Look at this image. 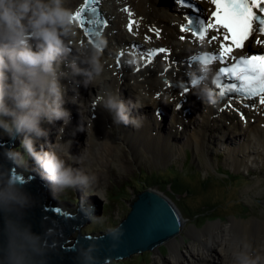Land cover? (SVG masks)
I'll use <instances>...</instances> for the list:
<instances>
[{
    "label": "clouds",
    "instance_id": "obj_1",
    "mask_svg": "<svg viewBox=\"0 0 264 264\" xmlns=\"http://www.w3.org/2000/svg\"><path fill=\"white\" fill-rule=\"evenodd\" d=\"M74 12L69 6V0H0V142H9L16 133L11 145L3 149L4 160L0 161V264H48L49 253L53 249L55 227L46 226L43 231L37 232L27 220V210L36 203V199L25 188L21 178L30 171L31 157L37 165L34 168L52 183V187L55 185L61 189L79 188V191L85 194V199L81 205L77 198L75 204L81 206V213L86 217L89 210L93 215L95 214L93 197H88L86 201L88 189L95 177L69 162L73 157H76L77 163L80 159V154L71 152L75 151L76 137L69 136L68 140L63 137V133H66L65 125L72 127L77 124L72 134L67 132L70 135H76V131H87V129L81 127V116L78 123V119L71 116L70 110L64 106L66 101H70L66 95L70 90H66L62 79L69 74L61 67V62L70 61L67 64L71 68L69 72H72V76L82 74L83 85L94 86L104 73L102 48L105 40L97 34L93 44L81 45L78 42V23L73 17ZM193 57L195 67L189 75L190 81H195L194 92L202 103L215 104L218 96L212 84L218 79V73L213 70V61L209 52L200 51ZM147 97L146 92H138L130 107L129 100L124 99L118 90H107L100 98V105L110 114L112 123L139 128L143 121L140 117L132 115V107L137 109L144 107L143 100ZM73 100L75 101L76 97H73ZM44 120L48 121L44 125L48 124L49 128L56 122L57 128L59 127L56 137L48 136L53 130L50 128L48 132V129L42 126ZM42 137L55 141H48L46 147ZM39 141L42 142L37 148L36 143ZM17 145L23 153L17 149ZM5 161L11 162V167ZM93 170L96 171L94 165ZM143 170L145 169L139 170L140 177L143 176L141 175ZM150 176L159 179L161 175L150 174ZM122 186L127 188L130 185L114 186L110 191L106 185V195L104 193L101 196L104 198H99L102 201H98L123 202L130 195L128 189L124 195L111 196V191ZM149 187L163 191L165 194L166 191L173 193L175 199L167 195L178 206L179 204L182 206L183 192L177 193L172 189L171 183L167 185L168 189L161 188L160 185L144 188L137 186L138 190L135 188L138 193ZM54 196L66 200L56 195V189ZM239 204L245 205L241 200ZM180 209L184 222L182 213L184 214L183 209L184 211L186 209L184 207ZM129 210L130 206L124 217ZM185 214L187 215L185 217L191 216L187 212ZM89 220L92 228L87 230L88 233L94 232L100 235L105 231V228L97 227L96 216L90 217ZM119 221L112 224L114 227L107 228L113 245L119 241L122 234V229L117 226ZM75 242L74 238L69 244ZM98 247L95 243L81 245L77 249L79 264H99ZM251 249L252 245L245 239L234 241L231 264H264V252H253ZM160 254L164 256L165 252L163 254L162 251ZM137 258L121 259L117 264H125L127 261L136 262ZM142 258V261L149 263L152 254L150 259Z\"/></svg>",
    "mask_w": 264,
    "mask_h": 264
},
{
    "label": "bare ground",
    "instance_id": "obj_2",
    "mask_svg": "<svg viewBox=\"0 0 264 264\" xmlns=\"http://www.w3.org/2000/svg\"><path fill=\"white\" fill-rule=\"evenodd\" d=\"M82 1L83 0H69V6L74 9ZM127 2L131 3L133 8L137 10V13L135 14L134 12L133 16L135 20L139 22V25L143 24L146 27V24L151 22L157 23L163 27V37L161 39H153L150 43H147L143 41V35L141 32L138 37H132L126 32L124 24L127 16L121 7ZM97 5H101L103 8L102 11L105 13L110 27H106L105 33H100V25L87 26L94 27L105 40V45L102 49V60L105 62L104 73L94 86L90 85L89 87L83 85V79L74 81L73 77L71 81V77L68 75L62 79V83L66 86V90H70L66 95L71 101H66L64 106L70 110L71 116L78 119V123H80L81 116V127L87 129V131H76V135H70L76 128V124L72 127L65 126V131L70 132V137H78L81 133L84 135V138L88 137L84 141L81 140V144L77 143L75 151H71L73 154H80L78 163L76 162V157H73L69 162L74 163L73 165L75 167H79L95 177L91 187H89L90 191L95 192L98 198L103 199L104 197L101 198V196H103L104 193L106 195V186L104 183H100V179L97 178V172L93 170L92 162L86 158L84 152L88 150L94 155L101 156H103V154H111L113 163L124 164L127 160L126 152H118L117 142L115 143L113 140H106L104 141V146L101 147L99 145L100 135L102 133L105 135H117V138L125 149H130L131 152L142 150L141 146L145 145L154 153V156L149 158L152 160L155 156H158L155 154L156 151H161L163 154L167 155L174 150L185 151L186 147H191L197 154H200L203 151L209 152L211 146L210 144L208 145V142L211 141V131L215 129H225L223 123H226L227 120H229L235 124L234 127L238 132L237 135H247L248 133L244 142L234 146H232L234 144L232 142L227 143L229 137L224 138V142L227 143L226 146L228 147L227 151L229 155L233 157V163L236 166L241 164L240 161L234 157L238 152H256L264 157L263 108L258 114H255L256 112H250V118L251 116L255 117L250 119V121L248 120L247 123H244L241 116L233 111L230 106L226 105L225 102H216L215 104L205 105V112H202L200 118L197 119L194 115V110L198 111V105L201 99L195 94V89H192L190 93L185 94L183 97L179 96L180 93L177 87L173 86L164 89V83L162 82L163 74L172 78L176 75L177 78L175 81H184L183 77H185L186 73L195 67L191 68L187 63L183 64L182 61L184 60V57L190 54L192 55L193 53H198L196 51H201L206 48V46H204L205 42L200 43L197 40L183 41L178 37L179 22H187L181 21V14L182 12L189 11V7H179L178 0H99ZM195 21L197 22L195 27H198L199 19H195ZM140 28L142 29V26H140ZM77 29L78 42H80V38L83 39L81 45L93 44L92 42L87 41L81 29L78 27ZM111 29H114V31H111ZM93 36L96 40L95 31L93 32ZM137 42L141 43V46L144 49L149 45L164 44L170 47L173 51L172 53L171 51L168 53L170 55L168 60H163L165 54H159L156 60L150 65L145 66L142 61H139L136 65H130L128 59L132 58L133 52L135 51L132 45H137ZM211 44H214V42ZM208 45L210 44L208 43ZM120 49H123V51ZM118 52H123L124 54L123 68L114 64V58ZM65 59L68 60V58ZM176 59L178 60L177 64H173L172 68L165 70V67L171 63L172 60ZM68 65L69 64H66L65 67L69 68ZM137 68H139V70H137ZM213 70L215 71V69ZM69 80L71 81L70 84ZM68 85L72 88H69ZM107 90H118L124 99L130 96L132 101L136 99L138 92H146L148 94L147 99L143 100L145 106L134 110L136 116L140 117L143 121L141 127L135 129L131 125L125 126L123 124L116 125L112 123L110 114L100 105V98ZM157 92H160L159 97L156 96ZM71 93H74V96L76 97L75 101L73 100V94ZM171 97L173 98L172 100ZM185 97H187V100L183 101V107L180 109L176 108V103ZM171 105L173 112L170 124L166 125L165 117L162 121H159L160 123L157 122L156 120L159 116L157 115L156 108H161L159 106H162L164 109H169ZM129 106L131 107V103H129ZM188 106L191 108V111L189 110L185 112L184 108ZM151 109L152 112H150ZM153 118H156V120ZM193 119L198 120L197 129L186 133L188 127L186 122ZM46 122L48 123L47 120L42 121V126L48 129V126L46 127V125H44ZM110 122L113 124L114 129L108 128L107 124ZM181 124L185 125L184 128L182 127L183 129H180ZM155 125H158V127ZM58 128L56 122L55 125L51 127L56 133ZM153 130H158L157 136H155ZM207 130H209L210 137L207 136ZM225 133L226 131L224 130L223 135ZM181 139H184V141L181 143L178 142V140ZM217 145L218 144L215 143V146ZM260 147H262V149H260ZM17 149L23 153L18 145ZM145 152L147 153V151ZM65 158L67 159V157ZM245 164L246 163H244V165ZM253 172L255 173V171ZM142 181L149 184H155L150 183V181L145 178ZM258 186L259 185L253 186L252 191L257 196L264 197V187L260 188ZM190 192L191 190L188 191L187 196L190 195ZM194 195L196 194L194 193ZM257 196L253 198L252 207L251 204L244 203L250 208L251 218H245L244 220L237 219V221H234L232 218V223L229 226L230 230L221 229L219 220L208 221L204 227H200L198 224H196L198 227L192 225L191 228L186 231L187 234L194 230L200 235L201 241L209 245L206 247V250L196 251L194 249L192 250L193 253L190 251L189 260L195 261L196 264H231L232 251L229 247L224 246V242L228 239L230 231L233 232L234 229L240 230L242 237L250 242L252 245L251 250L253 252H264V200L259 199ZM101 212L102 210H100L99 213L96 212V225L98 228H106L108 224L104 221ZM180 221L182 223L181 225H183L182 218ZM202 225L203 224H201V226ZM178 235L180 239L173 238L168 242L171 250L176 248L175 253L181 251L180 246L186 239L185 234H183L182 231L178 232ZM159 247L161 248V244ZM156 252L159 253L158 250ZM165 263L167 262L165 261ZM186 264L190 263L187 262Z\"/></svg>",
    "mask_w": 264,
    "mask_h": 264
},
{
    "label": "rangeland",
    "instance_id": "obj_3",
    "mask_svg": "<svg viewBox=\"0 0 264 264\" xmlns=\"http://www.w3.org/2000/svg\"><path fill=\"white\" fill-rule=\"evenodd\" d=\"M200 2L201 4H205L202 5L203 7H206L207 3L205 1ZM112 30L114 31V29H111V31ZM63 60L65 59L63 58ZM67 63L61 62V65H66ZM78 79H83L82 74H74L73 80L77 81ZM74 93H71L73 94V97H75ZM125 99L129 100V103L132 104V98L130 96L126 97ZM205 105L206 104H203L202 101H199L198 111L194 110V115L197 119L200 118V114L202 112H205ZM134 110L135 109H133L132 107V115L136 116ZM189 110L191 111V108H189ZM165 111L167 114V116L165 117V123L166 125H169L173 112L172 105L169 109H165ZM150 112H152V109ZM252 118L254 117L251 116L250 118V115L247 114V117L241 119L250 121V119ZM162 120L163 119H161V121ZM186 123L188 124L186 133L197 129L198 120L193 119ZM244 123L247 122L244 121ZM107 125L109 129H114V126L111 122ZM223 125L225 126V129L223 128L212 130L211 137L209 134V130L211 129L207 130V136L211 139V141L208 142V145L210 144L211 148L213 149L209 148V152L203 151L200 154H197L191 147H186L185 151L174 150L167 155L163 154V152L161 151H156L155 154H157L158 156H155V158L150 160L149 158L153 157L154 153L145 145L141 146L142 150H135L131 152L130 149H125L120 140L117 138V135H105L104 133L100 135L99 145L101 147L104 146V141L106 140H113V142L115 143L117 142L118 152L127 153V160L124 164L113 163L111 154H103V156H101L94 155L88 150L84 152L86 158H88L96 167V171L98 174L97 178L100 179V183H104V185H107L109 191L114 186H121L124 184L130 185L129 187H127L128 191L130 192L129 197L127 199H124L123 202L119 201V203H113L112 200H108L107 203H105L106 201H103L104 203H102L100 202L102 200L97 197V194L88 189L86 201H88V197H93L94 203H96L99 206L100 210H102V217H104L108 221V228L114 227L112 224L118 222L121 218L124 217L132 200L137 194L136 188L134 187L135 181L137 179L142 181L144 177L148 175V173L161 175L162 178L169 179H171L172 177H177L178 179L185 181L186 186H189V188L177 187L175 189L177 193L183 192L182 206L186 209V211H184L181 204H179V206L183 209L184 214L182 213V215L185 221L183 222L184 227L182 229V232L183 234H185V237L187 239H185V242L180 246L181 251L179 253H175L176 248H173V250H171L170 248L169 252H167L164 256L156 253L155 251H145L143 252L145 254H134L129 258L135 259L138 257L136 262L127 261L125 264H186L187 262H189L190 264H196L195 261L189 260V252H192V250L194 249L196 251L206 250V247L209 244L202 242L200 239V235L197 234L194 230H192L188 234L186 231L195 224H198L200 227H204L207 222L201 226L198 217H185L187 216L185 214L186 212L189 215L201 214L200 212L208 213L210 209H215L216 207L217 211L219 212L217 214L225 219L223 221L219 220L221 229L223 230L226 228V226H230V224L232 223V218L234 219V221H237V219L244 220L245 218H251L250 208H244V206L242 204H239V202L241 200L244 203H249L252 207L253 198L257 196L252 191V187L256 185H259L258 187L260 188L264 187V157L256 152H238L234 157L238 159L241 164L239 166H236L233 163V157H231L227 151L228 147L226 145L229 142L234 143L232 146L244 142V140L247 138L248 133L247 135H237L238 132L234 127L235 124L229 120H227L226 123H223ZM184 126L185 125L181 124L180 129H183ZM224 130L226 131V133L223 135ZM153 131L155 133V136H157L158 130ZM65 132L66 133L64 134V139L68 140L69 133H67L68 131ZM48 136L56 137V132L51 131ZM225 137H229V141L227 143L224 142ZM43 138L44 137H42V139ZM87 138H84V135H82L81 133L77 138L79 140H75V145H77V143L81 144V140L84 141ZM43 140L46 142V147L48 146V141H55V139L50 140L48 138ZM183 141L184 139L178 140V142L180 143ZM41 142L42 141L36 143L37 148H39ZM215 143H217L218 145L215 146ZM73 148L74 147H72V149ZM260 149H262V147H260ZM144 150L147 151V153ZM30 159V168L37 166L33 158L31 157ZM244 163L246 164L244 165ZM141 168L145 170L142 171L143 176L140 177L139 170ZM226 169H228L229 171ZM253 171H255V173ZM237 174H241L242 176L238 177ZM205 185L206 189L204 188ZM53 187L56 189V195L67 200L65 202L58 203V205L65 204L66 207H63L72 212H76L77 209L79 210L80 205L75 204L77 198L79 202L85 199V194L83 192L82 194L81 191H79V188L61 189L56 187L55 185H53ZM155 187L159 188V186ZM189 190H191V192L190 195L187 196L186 193ZM170 191L173 192L172 190ZM193 192L196 195H194ZM257 197L264 200V197ZM108 204L109 206H107ZM176 205L177 207H174L176 208L177 212H182L177 203ZM237 216L238 218H236ZM110 220L111 222H109ZM107 227L104 230H106ZM195 227L198 226L195 225ZM91 228L92 223L88 217L87 221L81 225L80 230L85 234L86 231L90 230ZM95 231L98 233L100 232V230ZM78 234H80L78 230L75 231L72 234V238H76ZM240 239H244L240 233V230L234 229L233 233L228 234V239H226V241L224 242V246L229 247V249L232 251L233 242ZM151 254L152 260H150L149 263H147V261L145 260L142 261V257H148L150 259ZM184 255L187 257H185ZM165 261L167 263H165ZM109 264H117V261H111Z\"/></svg>",
    "mask_w": 264,
    "mask_h": 264
},
{
    "label": "water",
    "instance_id": "obj_4",
    "mask_svg": "<svg viewBox=\"0 0 264 264\" xmlns=\"http://www.w3.org/2000/svg\"><path fill=\"white\" fill-rule=\"evenodd\" d=\"M15 136L16 133L7 143L0 142V161L4 160L3 149L11 145ZM5 163L11 167V162L5 161ZM36 169L30 168V171L21 179L24 181L25 188L36 199V203L27 210V220L32 224L33 230L41 232L46 226H54L56 229L48 264H79L77 249L88 243L99 246L97 252L99 264L124 260L148 250L155 252L158 250V254L163 251V254L164 252L166 254L169 250L161 251L159 245L165 244L169 247L168 242L179 236L178 232L183 229L180 221L181 213H178L174 207H177L175 202L165 192L149 187L136 194L130 204L129 212L119 221L117 226L122 229V234L115 245L108 234L109 228L102 231L100 235L87 231L84 234L80 230L81 225L87 221L88 217L96 216L98 206L94 205L95 214L93 215L89 210L87 217L81 213V206L78 212L71 213L63 207L65 204L58 205L66 200L54 196L55 188L52 187V183ZM57 209L60 211L57 212ZM225 229L230 230L229 226ZM77 230L80 234L76 236V242L69 244L73 240L72 234ZM233 232L230 231V233Z\"/></svg>",
    "mask_w": 264,
    "mask_h": 264
},
{
    "label": "snow or ice",
    "instance_id": "obj_5",
    "mask_svg": "<svg viewBox=\"0 0 264 264\" xmlns=\"http://www.w3.org/2000/svg\"><path fill=\"white\" fill-rule=\"evenodd\" d=\"M210 2L215 6L214 10L210 12V15L199 20L198 27L193 26V21L189 19L180 25L181 30L189 33L200 43H204L207 38L209 44L213 42L217 44V50L209 52V55L212 61H219L223 65L219 67L218 79L214 81L222 97L226 92L236 90L245 96L258 98L259 102L264 104V52L237 55L235 51L244 49L246 42L254 37V34H264V0H210ZM89 3L98 4L99 0H85V3L73 13V17L80 29L92 41V33L94 31L96 35L100 33L94 27L86 25L101 24L106 26L108 21L106 19H89L83 15L85 9H88ZM179 3L182 5L184 0H179ZM90 11L93 16H96L98 9L93 7ZM124 11L128 12L129 15L126 27L130 33L135 34L133 25L136 24L138 27L139 22L133 20V14L127 6H125ZM150 30L157 37L161 35L160 29L155 26H151ZM212 32L215 34L210 35ZM184 38L181 36V39ZM144 39L150 40L151 37L145 34ZM92 42L94 43V41ZM254 43L264 44V39H261L260 35H255ZM132 47H138V45L133 44ZM170 51L164 47L149 48L143 54V62L145 66L150 65L157 54H165L164 59L168 60L169 57L166 54ZM122 55L123 52H121ZM119 59L120 57H117L118 63ZM220 76L231 78L235 82L222 83ZM194 83L195 81H191V85ZM184 91L186 92L188 89L185 88ZM156 96L159 97L160 92H157ZM253 106L255 105L253 104ZM59 211L60 209H57V212Z\"/></svg>",
    "mask_w": 264,
    "mask_h": 264
},
{
    "label": "trees",
    "instance_id": "obj_6",
    "mask_svg": "<svg viewBox=\"0 0 264 264\" xmlns=\"http://www.w3.org/2000/svg\"><path fill=\"white\" fill-rule=\"evenodd\" d=\"M160 177H159V179H154L153 177L150 176V174H148L145 177V179H147L148 181H150V183H155V184H149V183H146V182L137 180L136 183L134 184V186L136 188H137V186H141L142 188H144V187L150 186V185H160L161 188H167V185L169 183H171L173 190H175L177 187H186V188H189V186H186L185 185V181H183L181 179H178L177 177H172L171 179H169V178H160ZM204 188L206 189V185L204 186ZM126 190H127V188L125 186H122L119 189L116 188L113 191H111V196L118 197L120 195H124ZM137 190H138V188H137ZM166 193L169 196H171L173 199H175V195L173 193H170V192H167V191H166ZM244 208H247V206L244 205ZM209 211L213 212V211H217V209L215 207V209H210ZM200 213L201 214H192L190 217H193V216H196V218L198 217V219L200 221V224H203V225L207 221H211V220H214V219H217V218H219L222 221L224 220V218L222 216L220 217V215H218V214H211V213L209 214V213H202V212H200ZM104 221L106 222V220H104ZM161 249L164 250V251H166V250H168V247L166 245H164Z\"/></svg>",
    "mask_w": 264,
    "mask_h": 264
}]
</instances>
